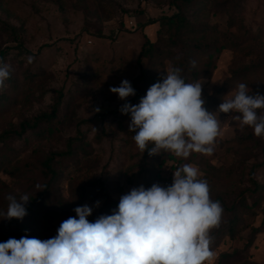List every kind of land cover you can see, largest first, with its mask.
Instances as JSON below:
<instances>
[{
	"label": "rangeland",
	"instance_id": "374dc122",
	"mask_svg": "<svg viewBox=\"0 0 264 264\" xmlns=\"http://www.w3.org/2000/svg\"><path fill=\"white\" fill-rule=\"evenodd\" d=\"M169 1L0 0V20L19 28L21 39V46H17L9 33L0 30V60L10 66V76L16 80L12 84L6 81V88L0 92L12 101L9 109L0 114V133L49 111L57 92L63 93L55 121L28 131L21 139L0 143L1 159L7 157L15 170L24 171L22 177L15 176V170L0 175L7 184L0 195V212H6L10 194L17 198L22 194L29 198L35 195L41 180L34 169L25 168L36 164L50 151L65 150L69 138L81 137L86 153L78 150L77 142L73 144L75 160L63 162L58 191L62 197L69 198L75 188H88L81 205L93 208L88 219L112 215L118 209L121 196L141 185L147 189L154 184L155 158L147 157L138 149L133 140L135 133L129 131L130 114H122L119 110L124 103H130L133 96L122 101L109 89L120 86L124 79L132 85V80L139 74L137 59L146 38L157 51L166 49L164 31L159 24H146L149 20L159 21L163 16L172 15L175 10L169 6ZM235 1L247 30L243 48L248 55L223 51L211 76L198 81L202 83V92L207 94L226 86L222 96L224 101L234 97L240 83L246 84L249 91L254 87L264 90V72L249 80L226 85L232 71L257 62L259 68L264 66V0ZM213 11L206 16L190 17V20L196 26H215L219 32H225L226 15ZM98 33L103 37L97 38ZM169 66L171 62L163 58L141 60V67L157 82H162ZM149 87H142L145 95ZM213 114L219 120L214 151L211 155L192 153L193 160H206L214 166L231 169L234 179L215 187L234 198L237 189L248 186V168L255 158L232 144L223 143L244 133L245 126L241 127L233 119L239 114L218 111ZM255 177L264 184V169ZM99 182L104 184L109 200L101 197ZM248 202L250 204L251 199ZM260 205L253 209V216H242L243 224L237 237L234 240L225 237L213 252L212 260L205 264H215L221 253L243 250L251 228H260V231L247 249L248 259L255 264H264V226H261L264 202ZM74 209L69 207L65 215L54 221L42 219L40 223L32 224L29 232L41 240L55 237L60 224L76 216ZM23 219L29 223L32 215ZM6 221L0 218V224Z\"/></svg>",
	"mask_w": 264,
	"mask_h": 264
},
{
	"label": "clouds",
	"instance_id": "9594fccd",
	"mask_svg": "<svg viewBox=\"0 0 264 264\" xmlns=\"http://www.w3.org/2000/svg\"><path fill=\"white\" fill-rule=\"evenodd\" d=\"M165 73L138 104L126 102L119 109L130 114L129 131L135 133L136 146L149 155L164 150L185 160L192 153L211 155L219 120L205 107L202 83H186L180 67L169 66ZM9 78L10 66L0 60V92ZM109 91L122 101L136 95L127 79ZM260 109H264V95L249 94L244 83L233 98L218 106L219 113H238L233 119L241 127H252L255 136L264 137ZM202 175L197 166L183 164L174 171L170 186L133 188L121 196L112 215H100L94 222L88 219L93 208L78 206L76 216L64 220L53 238L23 236L0 242V264H205L214 255L210 231L219 227L223 207L210 198ZM7 200L0 218L22 221L29 196L10 194Z\"/></svg>",
	"mask_w": 264,
	"mask_h": 264
},
{
	"label": "trees",
	"instance_id": "16d2710c",
	"mask_svg": "<svg viewBox=\"0 0 264 264\" xmlns=\"http://www.w3.org/2000/svg\"><path fill=\"white\" fill-rule=\"evenodd\" d=\"M53 1V0H50ZM57 4L58 1L56 2ZM169 6L175 11L170 16H163L159 21L149 20L147 26L159 24L164 31L166 49L157 51L155 45L146 38L139 56L137 64L139 66V74L132 80V86L136 95L130 100L133 105L140 102L145 96L142 91L143 86L153 85L157 81L152 79L148 72L141 67V60L144 58H160L169 60L171 66L180 67L182 76L186 83H196L199 80L208 79L216 68V63L223 51L239 52L242 56H247L248 52H244V39L247 36V30L243 24L239 4L235 0H170ZM214 9V13H222L227 17V29L225 32H219L215 26L200 25L196 26L190 20V17L197 18L206 16L209 11ZM0 30L9 33L17 46H21L19 28L0 20ZM97 38H102V33H98ZM3 56V53L1 54ZM192 61L196 62V66L192 67ZM264 63V62H262ZM260 63H253L232 71L226 85L233 84L242 80H249L258 76L260 72H264V66L259 68ZM9 83L16 82L11 77L7 80ZM224 88H220L211 94L202 92L205 99V107L210 112L218 111V106L224 100ZM229 87V86H228ZM262 94L264 90L254 87L249 94ZM63 93L58 91L53 103L49 107V111L42 112L31 121L23 120L17 128L10 127L0 133V143H7L13 139H21L28 131H35L40 125H47L58 118L59 109L62 104ZM11 99L0 94V114L4 113L11 106ZM7 109V110H6ZM258 114L264 115V109L258 110ZM77 144L78 150L86 153V146L81 137L77 139L69 138L66 142V149L61 151H50L45 154L36 164L27 165L37 173L41 182L40 189L36 188L35 195L30 196L29 202L26 204L27 215H32L29 223H25L24 219L17 220L15 218L0 224V242H5L9 238L20 239L23 236L32 238L29 232L31 225L40 223L43 219L45 222L56 220L59 216L65 215L69 207H78L86 196L88 188L85 186L75 188L69 198H64L59 194L58 185L63 176L62 164L64 161L69 162L75 160V154L72 150L74 143ZM223 143H229L238 149H242L247 155L253 154L255 162L249 166L247 173L248 186L239 188L234 198H229L225 193L216 189L215 186L222 184L224 181H232L234 172L223 166H214L206 160H193V154L188 159L178 158L168 151L161 150L159 154L149 155L145 151L147 157L155 158V181L154 184H161L168 178V163L176 162L178 168L186 163H194L203 174L202 179L208 182L210 189V198L213 201H219L223 207V214L219 227L210 231L212 243L211 250L214 252L225 237L234 240L241 231L243 224V215L253 214V209L264 202V184L260 183L255 174L264 169V137L254 135L252 127L245 126L244 133L239 137H234ZM153 145H149L152 147ZM78 163V162H76ZM153 164V162H151ZM15 168L11 165L10 160L0 157V175L8 174ZM16 169L13 174L22 177L24 171ZM1 177V176H0ZM173 182V181H172ZM172 182L168 185L170 186ZM224 184V183H223ZM6 182L0 179V195L6 189ZM101 190V197L109 200L104 184L98 183ZM167 187V186H166ZM41 190V191H39ZM0 196V202L2 198ZM251 199L249 204L248 200ZM111 206L115 204L109 203ZM261 206V205H260ZM95 220V219H94ZM90 220V222H94ZM261 226H264L262 220ZM260 228H251L246 247L243 250H234L231 253H221L215 264H255L248 259L247 249L252 245Z\"/></svg>",
	"mask_w": 264,
	"mask_h": 264
},
{
	"label": "built area",
	"instance_id": "2783aa9c",
	"mask_svg": "<svg viewBox=\"0 0 264 264\" xmlns=\"http://www.w3.org/2000/svg\"><path fill=\"white\" fill-rule=\"evenodd\" d=\"M168 178L161 184L162 187L168 186L173 181V174L174 171L178 168V165L176 162L168 163Z\"/></svg>",
	"mask_w": 264,
	"mask_h": 264
}]
</instances>
